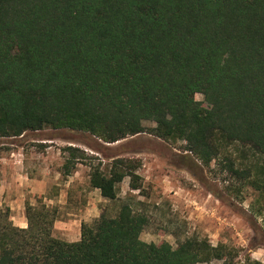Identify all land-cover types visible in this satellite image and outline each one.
Here are the masks:
<instances>
[{"label":"trees","instance_id":"trees-1","mask_svg":"<svg viewBox=\"0 0 264 264\" xmlns=\"http://www.w3.org/2000/svg\"><path fill=\"white\" fill-rule=\"evenodd\" d=\"M45 129L106 143L147 132L186 142L203 165L223 158L228 171L247 173L264 198V0H0V138ZM235 146L257 161L237 168ZM65 151L66 178L85 152ZM140 168L129 158L99 164L90 187L116 201L129 178L142 193ZM26 218L20 228L0 210V264H234L237 257L199 236L177 247L143 241L149 220L130 202L115 217L83 223L71 243L55 236L57 217L43 201L27 203Z\"/></svg>","mask_w":264,"mask_h":264},{"label":"rangeland","instance_id":"rangeland-1","mask_svg":"<svg viewBox=\"0 0 264 264\" xmlns=\"http://www.w3.org/2000/svg\"><path fill=\"white\" fill-rule=\"evenodd\" d=\"M196 99L204 103L202 95ZM145 126L151 129L155 123L147 122ZM68 147L84 151L85 159L65 178L62 174ZM13 151L29 153L30 157L34 154L29 159L32 166L41 165L37 158L45 155L52 162L48 171L54 175L59 172L55 180L61 186L52 185L47 197L63 201L51 209L57 217L55 226L71 221L68 228L71 241L80 240L83 223H94L102 213L115 217L120 205L130 202L148 217V226L141 235L147 243H170L177 247L180 241L199 236L208 238L213 246L225 245L235 250L234 264H245L248 257L264 264V198L250 185L247 173L228 171L223 158L207 167L188 150L186 142L167 143L147 132L106 143L89 133L68 129H45L18 138H0V158ZM232 151L231 159L237 168H242L243 162L257 161L244 147L235 146ZM117 158L141 162L139 175L144 189L142 193L132 191L130 179L126 178L119 186L118 200L108 201L99 190L90 187L89 175L92 167L101 164L105 169ZM42 201L33 195L27 200L34 205ZM0 210L8 208L3 205ZM54 234L57 238L61 236L58 231Z\"/></svg>","mask_w":264,"mask_h":264},{"label":"crops","instance_id":"crops-1","mask_svg":"<svg viewBox=\"0 0 264 264\" xmlns=\"http://www.w3.org/2000/svg\"><path fill=\"white\" fill-rule=\"evenodd\" d=\"M22 137V136H21ZM32 154V153H30ZM34 154L30 157L29 153L22 151H13L10 155L4 154L0 158V207L5 205L11 214V219L15 226L27 228L26 205L31 195L42 198L44 202H48V207H53L57 203H63L58 197H47L48 191L52 185L61 186L55 179L60 176L56 171L55 175L48 171L51 168V160L41 155L37 158L39 164L32 166L29 159L34 158ZM66 203V202H65ZM34 205V204H32ZM70 220L62 222V226L56 224L55 232H59V239L66 242H77L69 239L68 228ZM61 229V230H60ZM81 237V235L79 234Z\"/></svg>","mask_w":264,"mask_h":264}]
</instances>
